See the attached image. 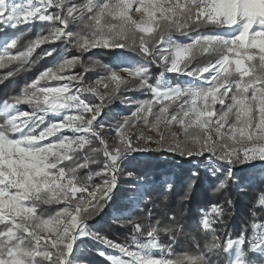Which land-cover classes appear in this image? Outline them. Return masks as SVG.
I'll return each mask as SVG.
<instances>
[{"label":"snow or ice","instance_id":"6c2138e0","mask_svg":"<svg viewBox=\"0 0 264 264\" xmlns=\"http://www.w3.org/2000/svg\"><path fill=\"white\" fill-rule=\"evenodd\" d=\"M37 24L25 40L20 29ZM56 42L59 62L0 100V264H90L85 241L108 264H264V193L235 236L218 234L229 198L197 209L196 236L184 219L201 170L223 173L220 192L237 164L264 162V0H0V82L31 71L56 51L37 49ZM93 50H120L122 66ZM94 71L103 75L92 83ZM116 100L134 110L102 122ZM133 152L196 163L177 188L127 171ZM122 178L145 190L143 215L113 219L128 229L119 241L88 221ZM190 236L193 249L175 253Z\"/></svg>","mask_w":264,"mask_h":264},{"label":"trees","instance_id":"16d2710c","mask_svg":"<svg viewBox=\"0 0 264 264\" xmlns=\"http://www.w3.org/2000/svg\"><path fill=\"white\" fill-rule=\"evenodd\" d=\"M25 28L29 26H24ZM41 25L31 26L30 32L25 28H21L20 31L25 32V40L34 38L36 31ZM12 34L11 30L8 32ZM50 47L56 48L52 56L45 57L39 60L31 69V71L24 72L14 78L0 82V100L5 98L9 94H15V91H19L20 87L31 79L35 78L37 73L42 71L44 68L53 66L59 62L62 58V48L60 42H56L54 45H42L37 49L36 54L42 55L44 51H47ZM120 50L115 52L100 50H93L91 56L92 59L102 60L105 64H110L116 67V58L119 56ZM87 60L88 57H85ZM3 70H0L2 72ZM79 71V69H77ZM103 74V73H102ZM169 78H172V74H169ZM187 79V78H186ZM128 93H125V95ZM137 96L138 99H142L143 94L131 93ZM119 100L113 101L109 104L108 108L105 109L104 122L115 123L120 118L113 112L107 111V109L116 108ZM29 107L27 104H21ZM124 112L130 113V107H124ZM139 152H133L130 156L126 157L123 161V167L127 171H134L137 174L145 175L150 182L160 184L165 180H172L177 188H182L187 181L190 179V169L195 163H189L186 159L175 157L174 159L168 157L167 153H150L151 157H141L138 155ZM164 156V157H160ZM192 162H196L193 160ZM233 175L235 182L229 184V186L220 192H214L216 184L220 179H223V173H219L215 177H210L207 172L201 170V177L195 183L192 189L191 199L188 203V213L185 216V227L191 232V235H198L195 231L197 230L196 220L198 219L197 209L205 208L212 203H223L226 198L232 200L233 205L230 209L226 210L223 222L218 227V234L223 235L225 232L231 233L233 236L239 234L242 224L249 215L256 198L264 193V167L251 170L248 165L240 163L234 168ZM158 181H161L158 183ZM135 181L131 179H121V182L117 185V189L113 195V200L110 202V206L105 208L95 219L89 220L91 228L98 232H102L110 236L111 238L119 241H124L128 235V229L120 227L118 224L113 222L115 217L129 218L143 215L141 203L136 204L131 195L139 192L140 185H137L135 191L132 190L131 186ZM143 188V192H144ZM150 190V189H149ZM170 207H175V198L170 201ZM116 214V216L114 215ZM198 239L203 242V237L198 236ZM162 243H167L165 237L161 238ZM193 241L191 236L188 239H184L178 245L173 246L174 252L180 254L185 251H191L193 249ZM85 258L90 264H108V261L95 254V248L99 245L94 244L92 241H85Z\"/></svg>","mask_w":264,"mask_h":264},{"label":"rangeland","instance_id":"374dc122","mask_svg":"<svg viewBox=\"0 0 264 264\" xmlns=\"http://www.w3.org/2000/svg\"><path fill=\"white\" fill-rule=\"evenodd\" d=\"M130 62L131 61H129V63ZM121 63H122V57L119 54V56L116 58V64H117L116 67L122 66ZM98 74L99 75H103L102 73H97L95 71L93 73H90L89 74L90 82L94 83L96 81V79H97V75ZM205 75H207V74H205ZM111 88H112L111 84H109V88H107V89H105L102 85L98 86V90L101 93H107V92H109L111 90ZM127 95H131L133 97V99H138L137 96H135L134 94L128 93V94H126V96ZM124 107H130L131 111L134 110L130 105L121 104L120 101H119L118 106L116 108H112V109H109V110L107 109V111L115 113L118 118L122 119L123 117L127 116L128 114H130V113L124 112V110H123ZM20 108H21L22 111H31V109L29 107H26V106H23V105H20ZM55 118H57V117L56 116H49L48 120L45 123H48V122H50L51 120H53ZM104 119H105V115L101 118L102 122H104ZM138 127H139L140 130H144L146 132L148 131L147 126H145L142 123H138ZM161 130L163 131V125H161ZM172 130L176 131L178 129L177 128H173ZM132 131L135 132V131H137V129L133 128ZM150 134L155 135L156 133L154 131H152ZM111 135H115V134L112 133ZM111 135H107L106 136V139H108L109 142H111ZM152 147H155V145H152ZM138 155L141 156V157H151L150 153H140L139 152ZM160 157H164V156H160ZM192 163H196V162H192ZM243 164L248 165V167L251 170L264 167V162H260V161H255V162H252V163H243ZM233 171H234V169H233ZM160 182L161 181H158V183H160ZM143 188H144V186L140 185L139 192L131 195V198H133V200L135 201L136 204L140 203L141 195L143 193ZM114 215L116 216L115 213H114ZM88 225H89V222H88ZM156 255H159V252H157Z\"/></svg>","mask_w":264,"mask_h":264}]
</instances>
